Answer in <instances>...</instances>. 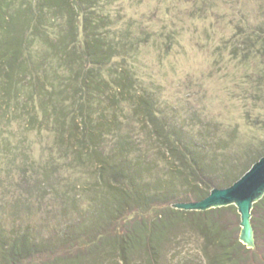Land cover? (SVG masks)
Wrapping results in <instances>:
<instances>
[{"label": "rangeland", "instance_id": "374dc122", "mask_svg": "<svg viewBox=\"0 0 264 264\" xmlns=\"http://www.w3.org/2000/svg\"><path fill=\"white\" fill-rule=\"evenodd\" d=\"M162 1L119 0L115 4L125 19L141 23H148L154 8L160 6L161 14L149 23L159 29L162 18L165 25L172 19L174 26L167 29H175L178 41L163 53L150 40L138 60L145 89L122 105L132 111L121 127L123 134L133 135L140 143L128 147L131 190L103 177L96 164L72 162L70 143L61 146L51 127H26L17 118L2 123L0 129L11 137L12 147L19 149L12 154L0 150V264L6 263L1 247L24 235L36 249L21 264L63 259H78V264H218V245L203 235L207 225L221 227L228 245L234 247L237 264H264V233L254 238L252 246L243 242L235 205L215 214L172 206L200 201L202 187L164 144L148 136L151 124L132 109L144 97L169 124L198 135L186 142L193 149L201 140L202 151L195 149V155L203 153L213 185L238 178L264 153V125L252 109L254 104L262 105L252 95V86L245 83V65L229 50L218 59L215 51L223 38L233 34L229 20L234 12L247 15L251 24L264 19L261 0H212L216 6L203 18L190 14L191 0ZM206 27L211 29V40ZM249 67L250 74L258 69L255 60ZM105 93L103 107L116 104V97L130 98L111 90ZM232 130L239 144L214 149L217 136L225 140ZM103 151L109 153V149ZM132 231L127 241L134 248L124 260L120 241ZM153 248L152 256L148 251Z\"/></svg>", "mask_w": 264, "mask_h": 264}, {"label": "trees", "instance_id": "16d2710c", "mask_svg": "<svg viewBox=\"0 0 264 264\" xmlns=\"http://www.w3.org/2000/svg\"><path fill=\"white\" fill-rule=\"evenodd\" d=\"M117 1L0 0V126L14 118L23 120L25 126L31 128L45 124L54 130L61 146L70 143L68 148L72 162L80 166L96 164L103 177H111L116 184L130 191L132 168L127 159L128 147L134 142L137 146L140 143L133 135L123 134L121 127L132 111L128 108L127 111L122 105L123 102L125 106L127 102L129 104L132 97L145 89L138 60L150 40L154 39L163 53L164 50H171L178 41L175 29H167L173 25L172 19L165 25L162 18L159 29L149 23L161 14L160 6L152 9L153 16L148 23H141L132 18L125 19L121 8L115 7ZM191 1L190 14L199 15L197 18L205 17L216 6L212 0ZM158 2L163 3L162 0ZM260 3L264 11V0ZM234 14L229 20L233 34L217 45L215 57L222 58L224 51L229 50L234 59L245 65V83L252 86V95L262 105L258 107L254 104L252 109L257 110V121L264 125L261 112L264 110V19L251 24L247 15ZM210 30L208 28L205 32L209 40L213 38ZM253 60L258 69L250 74L249 64ZM108 90L121 96L129 95L130 98L116 97L118 100L112 106L114 110L103 107ZM138 102H134L132 107L134 115L144 117L151 124L148 136L164 144L198 187H202L201 200L214 188L231 186L264 156L262 153L257 157L238 178L226 184L213 185L204 166L203 153L195 155V149L202 151L201 140L193 149L186 142L187 138L194 139L198 135L187 134L169 124L168 119L159 115L144 97ZM237 139L238 134L234 131L229 132L225 140L217 136V147L214 146V149L221 151L232 144H239ZM12 146L11 137L0 129V150L15 153L19 148ZM104 149H109V153H105ZM140 162L137 161V165ZM224 208L198 213L215 214ZM251 223L258 239L264 233V196L253 205ZM220 228L219 225H207L203 235L218 245L221 255L217 263L231 264L237 259L235 250L228 245ZM135 231L121 238V249H125L126 253L124 260L129 250L134 248L127 240ZM154 248L148 251L152 256ZM35 249L24 235L3 245L1 254L5 264H21ZM70 261L63 259L47 264H78V259ZM233 263L237 264V261Z\"/></svg>", "mask_w": 264, "mask_h": 264}, {"label": "water", "instance_id": "95a60500", "mask_svg": "<svg viewBox=\"0 0 264 264\" xmlns=\"http://www.w3.org/2000/svg\"><path fill=\"white\" fill-rule=\"evenodd\" d=\"M264 196V156L231 186L214 188L209 195L197 202L172 204L181 210L206 211L235 205L241 216V240L248 245L254 244L255 231L251 223L255 202Z\"/></svg>", "mask_w": 264, "mask_h": 264}]
</instances>
